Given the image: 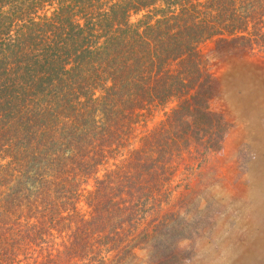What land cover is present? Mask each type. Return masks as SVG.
<instances>
[{
	"label": "trees",
	"instance_id": "16d2710c",
	"mask_svg": "<svg viewBox=\"0 0 264 264\" xmlns=\"http://www.w3.org/2000/svg\"><path fill=\"white\" fill-rule=\"evenodd\" d=\"M206 42L264 58V0H0V264L180 261L173 180L231 128Z\"/></svg>",
	"mask_w": 264,
	"mask_h": 264
},
{
	"label": "rangeland",
	"instance_id": "374dc122",
	"mask_svg": "<svg viewBox=\"0 0 264 264\" xmlns=\"http://www.w3.org/2000/svg\"><path fill=\"white\" fill-rule=\"evenodd\" d=\"M214 47V42L201 46L203 66L220 82L211 108L222 112L231 128L218 150L200 164L194 154L185 156L172 183L178 188L163 208L176 211L182 206L186 214L173 223L181 222L190 234L177 243V264H263L257 258L264 233L253 228L252 216H262L256 220L264 225V58L231 60ZM162 118L158 113L148 128ZM133 253L134 259L124 264L151 263L146 249Z\"/></svg>",
	"mask_w": 264,
	"mask_h": 264
},
{
	"label": "crops",
	"instance_id": "0c3cea01",
	"mask_svg": "<svg viewBox=\"0 0 264 264\" xmlns=\"http://www.w3.org/2000/svg\"><path fill=\"white\" fill-rule=\"evenodd\" d=\"M259 218H261L262 219V216H252V219H253V222H254V226H253V228H255L256 229V231H257V233L259 234V235H261V234H263L264 233V225H263V222L262 221H260V220H256V219H259ZM253 225V224H252ZM264 246V245H263Z\"/></svg>",
	"mask_w": 264,
	"mask_h": 264
},
{
	"label": "bare ground",
	"instance_id": "6f19581e",
	"mask_svg": "<svg viewBox=\"0 0 264 264\" xmlns=\"http://www.w3.org/2000/svg\"><path fill=\"white\" fill-rule=\"evenodd\" d=\"M263 240H264V238H263ZM263 245H264V241H263ZM263 245H262V246H263ZM260 250H261V252H260ZM260 250H259V256H258L257 260L260 261V262H261V261L264 262V246H263V248H261ZM255 255H256V254H255ZM256 257H257V256H256ZM256 257H255V258H256ZM245 263H246V262H245ZM248 264H249V263H248ZM263 264H264V263H263Z\"/></svg>",
	"mask_w": 264,
	"mask_h": 264
}]
</instances>
